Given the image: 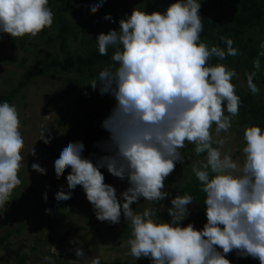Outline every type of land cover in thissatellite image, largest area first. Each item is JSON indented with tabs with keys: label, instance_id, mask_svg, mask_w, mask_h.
I'll return each instance as SVG.
<instances>
[{
	"label": "clouds",
	"instance_id": "obj_1",
	"mask_svg": "<svg viewBox=\"0 0 264 264\" xmlns=\"http://www.w3.org/2000/svg\"><path fill=\"white\" fill-rule=\"evenodd\" d=\"M103 3L92 0L90 8ZM48 5L49 0H0V33L35 37L53 25ZM200 8L201 0H175L163 12L134 8L120 19L118 30L97 36L100 55L114 49L112 64L89 83L116 101L101 124L109 133L107 140L98 142L105 154L85 157L83 141H68L55 157L54 170L58 176L71 168L68 189L83 187L97 219L119 223L123 214L130 222L128 244L134 262L147 257L151 264H231L227 254L236 250L264 264V127L245 126L242 163L223 151L227 138L221 133H229L241 104L233 83L237 73L225 64L208 62L213 56L224 60L239 53L230 37H221L226 50L201 41ZM104 18L113 19L110 14ZM260 49L253 61L255 71L246 73L253 95L260 93L254 78L261 70L264 42ZM186 141L195 144L197 156L204 154L192 164L206 194L202 229L193 223L182 225L194 201L189 194L171 199L170 221L154 216L151 209L137 212L132 207L141 197L152 202L169 196L165 180L177 163L184 162L180 149ZM24 143L16 106L0 102V207L21 183ZM31 153L35 155L34 148ZM31 167L46 174L39 163ZM101 168L128 180L130 186L120 197L105 183ZM54 195L57 201L68 200L72 191L61 187ZM75 254L82 260L86 253L80 246ZM91 264H101L100 256Z\"/></svg>",
	"mask_w": 264,
	"mask_h": 264
},
{
	"label": "trees",
	"instance_id": "obj_2",
	"mask_svg": "<svg viewBox=\"0 0 264 264\" xmlns=\"http://www.w3.org/2000/svg\"><path fill=\"white\" fill-rule=\"evenodd\" d=\"M173 2L175 0H104L102 6L91 9L92 0H49L48 6L54 13L53 25L50 28L43 29L35 37L26 34L27 37H32V40L35 41L34 44L30 43L35 48L38 46L43 47L41 51L44 57L36 64L25 68L24 77L8 94L0 95V102L7 101L13 104L22 90L38 76H51L65 81L66 88H64V91H68L74 96L72 97L73 101L79 99H77L78 95L81 99L87 98L89 100L90 97L91 100L87 105L88 107H95L101 103V93L98 88L93 90L89 83L97 78L102 68L112 64L111 57L114 54V49L111 47L108 49L107 55L99 54L97 36L101 32L107 33L111 29L118 30L120 19L130 15L134 8L144 9L149 13L154 11L163 12ZM199 12L203 24V31L200 34L202 42L209 47L217 45L226 50V44L221 37H230L234 41L233 46L238 49L239 54L237 56H227L224 60L213 56L208 62L212 65L225 64L228 68L235 69L237 73V76L233 78V83L236 87V93L241 99V104L239 114L232 118V126L235 125L242 131L236 130L235 132L231 128L229 133L222 132L221 137L227 138L223 151L231 153L234 145L236 150L232 157L234 160H238L241 148L237 145L239 144L238 141L243 138L245 126L258 124L264 127V98L251 93L247 87L246 77V73L255 71L253 61L261 51L260 44L264 42V0H201ZM106 14H110L113 19H105ZM3 34L9 36L7 33ZM14 41L15 39H13ZM14 58H17V56H14ZM260 59L261 70L257 72L254 78V82L258 87L264 83V57ZM26 61L27 58L24 56L21 65L24 66ZM77 85L81 86V91ZM261 94L264 95V90ZM103 95L114 98L111 94ZM95 111L97 110L86 114L90 127L85 126V130L81 131L80 135L73 132H68V135H66L68 137H66V142L83 141L85 145L83 155L85 157H89L87 152L89 149L95 150L97 156L105 154L104 149L98 142L102 143L109 137L108 131L101 126L102 121L108 115L104 117L100 112L94 113ZM214 129L215 124L212 126L215 138ZM76 131L78 132V129ZM239 133L242 137L239 136ZM45 141L40 145L49 153L57 155V150L49 147ZM180 151L185 160L183 163H177L174 171L166 178L164 191H167L169 196L165 199L171 201L177 195L189 194L194 199L192 204H195L197 210L203 213L206 211V206L203 204L206 194L202 190V183L192 172V164L197 160H203L204 154L197 156L195 144L188 142ZM70 171L71 168H68L58 176L54 173L56 189L61 187L65 191L68 189L65 183ZM101 171L105 176V182L113 183L117 193L118 190L123 192L130 186L126 178L120 179L112 174L111 176L107 175V168H101ZM142 199L143 197L140 200ZM153 202L156 207H159L162 203V201ZM49 208L52 212L58 210L56 205L49 204ZM63 210L68 219L67 232L61 237L62 242H65L75 231L83 228L72 220L70 211H67L66 208H63ZM158 214H160L159 211ZM165 218H169L168 215L165 214ZM201 218L200 222L204 225L206 220ZM121 225L125 227L123 236L132 238L130 222L124 218ZM17 231H20V229H17ZM15 232L16 230L10 229L1 235L0 246L8 241ZM28 259V257H23L20 262L24 264ZM146 260L151 262L149 258ZM59 264L65 263L59 262ZM101 264H134V262L129 259H116L112 262L101 261ZM236 264H260V261L250 257L247 261Z\"/></svg>",
	"mask_w": 264,
	"mask_h": 264
},
{
	"label": "rangeland",
	"instance_id": "obj_3",
	"mask_svg": "<svg viewBox=\"0 0 264 264\" xmlns=\"http://www.w3.org/2000/svg\"><path fill=\"white\" fill-rule=\"evenodd\" d=\"M13 39H15L14 42ZM34 42L32 37L26 35L14 38L10 34L7 36L0 33V95L8 94L18 84L24 77L27 66L34 65L43 59L44 54L41 51L43 47L35 48L30 44ZM24 56L27 61L23 66L21 62ZM77 86L81 91V86ZM259 87L258 95L264 98L261 94L264 83ZM64 88H66L64 80L51 76H38L22 90L13 103L19 113L20 131L25 142L21 150L24 159L18 173L21 183L13 190L7 204L0 207V236L10 229L16 230L15 234L0 246V264H22L20 261L23 257L29 258L24 264H59V262L91 264V259L95 256H100L101 261L107 262L116 259H129L134 262L129 254L128 240L131 238L123 236L125 231V227L121 225L123 215L119 223L97 219L94 207L80 185L74 190H66L72 191L70 199L62 201L55 199L54 160L56 155L46 151L40 144L48 140V146L59 152L60 147L66 142L68 132L80 135L81 131L85 130V126L90 127L86 114L97 110L94 113L100 112L105 117L110 114L116 103L115 98L101 94V103L95 107H88L87 103L91 100L89 96L87 100V98L81 99L78 95L77 99H79L73 101L74 96L64 91ZM231 128L235 132L242 131L235 125ZM239 136L242 137L241 133ZM238 142L237 146L241 148V154L240 158L235 160L242 163L244 139L241 138ZM33 148L35 155L31 153ZM235 150L236 147L233 145L231 155ZM87 152L94 159L98 157L93 149ZM33 163H39L44 167L46 174L33 170L31 167ZM107 175L111 176L108 170ZM65 185L68 188L67 182ZM112 185L115 187L113 183ZM121 193L118 190V197ZM49 204L56 205L58 210L52 212ZM132 207L137 212L151 209L154 216L165 221L171 220L168 208L172 205L169 199H165L159 207H156L153 201L149 202L143 198L134 202ZM188 207L190 215L183 220L182 225L193 223L197 229H202L204 225L200 222V218L206 220V211L201 213L195 204H190ZM63 208L70 211L72 220L83 228L75 231L65 242H62L61 237L67 232L68 219ZM165 214L170 219L165 218ZM80 246L86 253L82 260L75 254V248ZM227 258L231 264H236L247 261L250 256L242 257L233 250L227 254ZM146 259L147 257H141L134 264H151Z\"/></svg>",
	"mask_w": 264,
	"mask_h": 264
}]
</instances>
